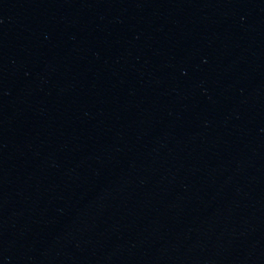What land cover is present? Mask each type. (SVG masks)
Here are the masks:
<instances>
[{
	"label": "water",
	"instance_id": "water-1",
	"mask_svg": "<svg viewBox=\"0 0 264 264\" xmlns=\"http://www.w3.org/2000/svg\"><path fill=\"white\" fill-rule=\"evenodd\" d=\"M0 264H264V0H0Z\"/></svg>",
	"mask_w": 264,
	"mask_h": 264
}]
</instances>
